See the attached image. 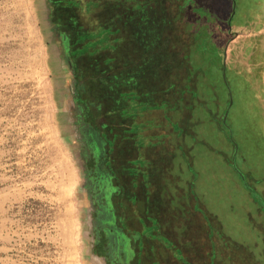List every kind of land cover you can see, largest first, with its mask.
Returning <instances> with one entry per match:
<instances>
[{"label":"rangeland","instance_id":"374dc122","mask_svg":"<svg viewBox=\"0 0 264 264\" xmlns=\"http://www.w3.org/2000/svg\"><path fill=\"white\" fill-rule=\"evenodd\" d=\"M91 1H74L84 31L111 0ZM160 1L175 62L154 95L122 88L131 125L111 101L109 143L134 158L114 179L71 12L0 0V264H264V0Z\"/></svg>","mask_w":264,"mask_h":264},{"label":"trees","instance_id":"16d2710c","mask_svg":"<svg viewBox=\"0 0 264 264\" xmlns=\"http://www.w3.org/2000/svg\"><path fill=\"white\" fill-rule=\"evenodd\" d=\"M52 1L55 3L54 11L56 13L71 12L65 13L63 19L67 18L71 28L74 29L71 31L77 35V39L80 41L78 45H85L78 52L79 55L75 56H79L77 57L78 59H88V63L83 62L86 73L89 74V71L96 72L95 75L90 76L92 81L108 88L109 95L114 98L116 104H120L123 101L125 105L121 103L122 105H130L129 92H126L132 89L143 90L145 88L144 92L148 94L149 90L152 95L156 91H160L158 87L161 86L160 84L152 87L147 84V81L152 78L157 79L156 77L159 79L162 72L167 74L168 71H171L175 62L172 60L173 54L168 52V48L171 49L172 46H170L171 38L166 34L167 28L170 27L164 26L167 20L155 16L156 9L153 6H158V1L160 0H150L151 2L148 1V3H144L132 11H123L122 3L124 2L122 0L106 1L104 7L98 12V17L99 15L108 14L107 18L99 20L98 26L87 31H84V27L81 26L77 13H72L77 7L74 3L75 0ZM93 2L92 0L90 4L94 5ZM152 3L153 5L150 6ZM164 11L167 10L165 9ZM98 47L99 49H97ZM175 56H178V54L175 53ZM179 57L183 60L184 56ZM124 61L126 67L117 72L120 74L115 77V82L106 77L110 67L114 69L120 65L119 63L122 64ZM122 88H127L128 90L124 92ZM141 98L143 99V95ZM134 106L141 107L142 105L134 103ZM141 108H143V112L145 111L144 115L146 117L152 113L151 108L144 106ZM126 117L130 120L131 125L135 116L130 111H127ZM130 125L126 128L131 129L129 128ZM145 134H148V132H145Z\"/></svg>","mask_w":264,"mask_h":264},{"label":"flooded vegetation","instance_id":"af4514ba","mask_svg":"<svg viewBox=\"0 0 264 264\" xmlns=\"http://www.w3.org/2000/svg\"><path fill=\"white\" fill-rule=\"evenodd\" d=\"M84 46L85 45L82 44L81 46H79L77 48H74V49L70 48L68 51H69L71 58L74 57L75 55H77L78 52L81 50V48H83ZM72 59L74 60V58H72ZM74 62H75V60H74ZM74 65H75L74 70L76 71V73L78 75L80 73H84L83 74V76H84L85 75V72H83L84 67L77 65L76 62L74 63ZM91 77H89V79H91ZM89 79H87V80L83 79V81L81 80V83L83 82L82 83L83 86L79 85L78 100L80 101V103H82L84 105V117L87 119H91V122L94 123L93 124L94 127L101 133V135L105 138V140L107 142L106 157L104 160L106 166H108V168H110V170H112V174H113L114 179H122L120 177V175H121L120 170H121V167L123 166V164L128 159L125 158L123 155H120L119 157L118 156L115 157V154H116L117 148L125 147V144L119 145V146H116V144H115L113 147L110 145L109 140H108V137L110 136V132L113 129V127L116 125H119V122L114 123V117H113L114 111H109L111 109L110 103L112 101L115 105H117V104L115 103L114 98L109 95V89L108 88H105L102 84L93 82V81H91L92 79L91 80H89ZM90 81H91V83H90ZM89 92H91L90 95H94V98L89 96ZM87 97L92 98L94 100V103L98 104L97 108H95V109H97L96 112H93V108H92V106H94L95 104H93V105L89 104L88 100H86ZM118 105H120V104H118ZM129 106L130 105H126V106L121 105L119 107V111H117L116 113L121 118H119L118 121H121V119L123 120V118H125L127 116V110L126 109H129ZM111 112H113V113H111ZM100 119L106 120L107 123L104 126H102L100 124L98 125L97 121Z\"/></svg>","mask_w":264,"mask_h":264}]
</instances>
